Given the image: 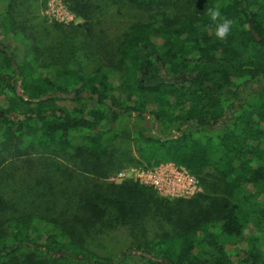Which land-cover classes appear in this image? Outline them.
<instances>
[{
	"label": "trees",
	"instance_id": "obj_1",
	"mask_svg": "<svg viewBox=\"0 0 264 264\" xmlns=\"http://www.w3.org/2000/svg\"><path fill=\"white\" fill-rule=\"evenodd\" d=\"M132 1L148 9L166 0ZM24 6L32 13L27 0L0 2V100L8 104L0 105V264H63L68 259L137 264L135 256L147 264H264V0H221L222 15L233 22L227 41L216 38L205 5L196 16L176 21L180 28L175 32L148 22L133 25L111 48L124 62L118 77L112 66L109 72L98 68L93 76H81L51 73L49 65L43 74L29 76L32 62L19 65L2 41L7 34L30 39L18 19ZM36 48L32 44V56ZM162 69L167 78H159ZM18 82L25 83L22 96ZM242 88L251 92L247 100L240 97ZM124 114L152 119L164 134H138L143 162L174 163L203 181V171L213 168L230 199L215 203L205 198L186 210H167L184 202L161 204L153 188L135 184L139 198L132 211L138 219L153 210L170 223L169 233L152 243L154 257L148 244L127 248L116 259L99 253L109 249L108 236L123 220V204L135 198L124 195L123 187L111 190L101 182L134 161L126 149L109 148ZM76 135L84 143L76 145ZM36 154L76 158L79 169L98 181L91 179V189L74 195L46 186L62 179L63 171H46L44 158ZM53 195L60 200L51 201ZM25 197L39 203L19 206ZM240 241L248 248L232 250Z\"/></svg>",
	"mask_w": 264,
	"mask_h": 264
},
{
	"label": "rangeland",
	"instance_id": "obj_2",
	"mask_svg": "<svg viewBox=\"0 0 264 264\" xmlns=\"http://www.w3.org/2000/svg\"><path fill=\"white\" fill-rule=\"evenodd\" d=\"M7 1L9 0H0L2 4ZM27 1L32 6V13L27 12V7H20L18 19L21 23H25V31L31 35L30 39L25 42L21 39H15L11 35H4L3 31L1 34L4 35L2 41L14 51L19 65L32 62L33 67L29 76L43 74V69L49 65L51 73H55L56 70H63L68 73L76 72L81 76H93L98 68L104 72H109L111 71L109 66H112L116 70L115 76L117 77L124 72V62H122L121 57H114L111 54V48L114 46L113 44L119 43L122 35L133 25L148 22L153 24L155 28L177 29L180 24L176 21L179 19L188 18L192 15L196 16L204 7L203 5L206 6L205 10H207L209 6L212 8L221 3V0H166L162 4L147 9L137 6L132 0ZM201 1L202 3L199 5L198 3ZM32 44L37 45L34 56L31 55ZM81 44H85V48H79L78 46ZM107 44L110 48L107 47ZM17 73L19 72L17 71ZM51 76H55V74ZM54 80L59 84L61 78L56 76ZM18 84L21 88L19 96H22L25 94L23 89L25 83L19 82ZM18 84L15 87L16 90ZM60 85L63 86V84ZM69 89H72L71 85ZM26 99L28 98L26 97ZM0 105L4 108L8 106L7 101L3 98L0 100ZM156 126L152 119L140 120L135 116L130 117L125 114L120 117L116 125L114 135L118 137L112 140L109 148L120 151L126 149L134 161L116 177L101 180V182L105 188L111 190L116 188L118 190L123 187L124 195L129 194L136 199L134 198L133 201L132 198H128L129 203L123 204V212L120 213L121 217L124 216L122 217L123 220L111 229V234L108 236L110 242L108 253L99 252L100 255H108L116 259L127 248L137 249L138 246H147L148 244L147 248L151 250L149 256L154 257L157 254V249L151 247L153 241L158 236L170 231V223L164 221L163 216L154 213L153 210L148 211L145 216L139 219V213L132 211L135 210L134 204L139 198L136 195L135 184L153 188L157 192L158 201L161 204L184 202L173 204L167 210L185 209L187 205L205 198L216 200L225 197L230 200L219 180L218 172L213 168H207L203 171V181L192 171L173 163L149 165L143 162L138 155L136 138L139 133L163 136L164 134H160ZM73 141L76 145L84 143L81 135L74 136ZM35 157L44 158L41 162L47 164L44 168L46 171L61 167L63 180L54 179L50 183L44 184L53 189L65 188L68 189L67 193L73 192L74 195L77 190L81 191L88 187L91 189L92 180L98 181V179L92 178L91 175L79 169L77 166L79 161L76 158L61 159L42 154H36ZM69 173L71 174L69 175ZM203 185L206 186V190L203 189ZM50 197L51 195L48 198ZM59 198L53 195L51 201L53 199L60 200ZM75 199L77 197L73 196V200ZM21 200L19 206L36 201L30 197ZM216 201L215 203H219L218 200ZM16 202L18 201L16 200ZM250 231L252 229L248 230L247 236H250ZM231 247L232 250L241 251L247 249L248 245L246 242L240 241ZM135 255H140V253L136 252ZM132 260L137 264L148 263L147 259L140 256L132 257ZM62 263L86 264L78 259H68Z\"/></svg>",
	"mask_w": 264,
	"mask_h": 264
},
{
	"label": "clouds",
	"instance_id": "obj_3",
	"mask_svg": "<svg viewBox=\"0 0 264 264\" xmlns=\"http://www.w3.org/2000/svg\"><path fill=\"white\" fill-rule=\"evenodd\" d=\"M207 15L211 21L215 24V36L221 41H227L228 36L231 33L232 20L222 15L221 6L216 4L212 8L207 9Z\"/></svg>",
	"mask_w": 264,
	"mask_h": 264
},
{
	"label": "flooded vegetation",
	"instance_id": "obj_4",
	"mask_svg": "<svg viewBox=\"0 0 264 264\" xmlns=\"http://www.w3.org/2000/svg\"><path fill=\"white\" fill-rule=\"evenodd\" d=\"M179 28H180V25H179ZM179 28H177V29H171V31H173V32H175V31H177ZM152 77L154 78V79H157L156 78V76L154 75V74H152ZM168 76H167V74L165 73V71L162 69L161 70V72H160V74H159V78H167ZM19 83V82H18ZM250 85L252 86V85H254L256 88H257V91H259L260 90V85L259 84H257V83H250ZM244 90V88H242V91ZM250 91L249 90H246V91H243V93H240V97L241 98H243V99H245V100H247L250 96ZM58 96H60V94L58 93Z\"/></svg>",
	"mask_w": 264,
	"mask_h": 264
},
{
	"label": "water",
	"instance_id": "obj_5",
	"mask_svg": "<svg viewBox=\"0 0 264 264\" xmlns=\"http://www.w3.org/2000/svg\"><path fill=\"white\" fill-rule=\"evenodd\" d=\"M17 92H18V95L21 93L20 84H18V87H17Z\"/></svg>",
	"mask_w": 264,
	"mask_h": 264
},
{
	"label": "built area",
	"instance_id": "obj_6",
	"mask_svg": "<svg viewBox=\"0 0 264 264\" xmlns=\"http://www.w3.org/2000/svg\"><path fill=\"white\" fill-rule=\"evenodd\" d=\"M163 164H165V163H163ZM174 164V163H173ZM175 165H177V164H175ZM179 166V165H178ZM182 167V166H181ZM183 168H185V167H183ZM186 169V168H185Z\"/></svg>",
	"mask_w": 264,
	"mask_h": 264
}]
</instances>
